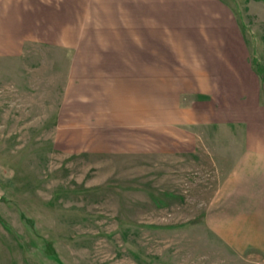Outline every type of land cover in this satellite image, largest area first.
I'll list each match as a JSON object with an SVG mask.
<instances>
[{
    "label": "rangeland",
    "instance_id": "1",
    "mask_svg": "<svg viewBox=\"0 0 264 264\" xmlns=\"http://www.w3.org/2000/svg\"><path fill=\"white\" fill-rule=\"evenodd\" d=\"M228 1L263 80L264 0ZM43 62L34 45L0 55V264H264L226 235L231 131L197 124L195 94L150 114L143 84L116 68ZM258 90L248 83L250 105Z\"/></svg>",
    "mask_w": 264,
    "mask_h": 264
},
{
    "label": "crops",
    "instance_id": "2",
    "mask_svg": "<svg viewBox=\"0 0 264 264\" xmlns=\"http://www.w3.org/2000/svg\"><path fill=\"white\" fill-rule=\"evenodd\" d=\"M13 1L0 10V55L23 58L34 45L43 66L116 68L122 83L143 84L150 114L158 99L192 92L198 125L225 122L230 158L216 209L229 212V241L264 251V79L228 0Z\"/></svg>",
    "mask_w": 264,
    "mask_h": 264
}]
</instances>
